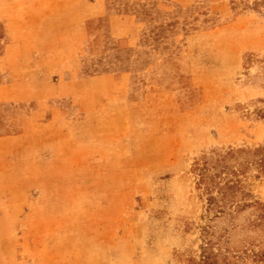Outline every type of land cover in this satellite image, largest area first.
I'll return each instance as SVG.
<instances>
[{"label": "rangeland", "instance_id": "374dc122", "mask_svg": "<svg viewBox=\"0 0 264 264\" xmlns=\"http://www.w3.org/2000/svg\"><path fill=\"white\" fill-rule=\"evenodd\" d=\"M0 264H264V0H0Z\"/></svg>", "mask_w": 264, "mask_h": 264}, {"label": "crops", "instance_id": "0c3cea01", "mask_svg": "<svg viewBox=\"0 0 264 264\" xmlns=\"http://www.w3.org/2000/svg\"><path fill=\"white\" fill-rule=\"evenodd\" d=\"M28 13H30L29 14L30 17L28 19V22L30 23V27L32 28L37 22H39L41 20V18H37V17H35V15H41L42 13L41 12L40 13L39 12H36V13L28 12ZM43 13L46 14L47 12H43ZM72 14L81 15V13H79V12H75V13H72ZM78 22H79V20L76 19V23H78ZM62 23H63V21H62ZM33 30H34V28L31 29V31H33ZM27 44L31 45V38H29V42L28 43L26 42V40H22V39H19V38L15 39L13 45H15V46H26ZM36 59H37V57H36Z\"/></svg>", "mask_w": 264, "mask_h": 264}]
</instances>
